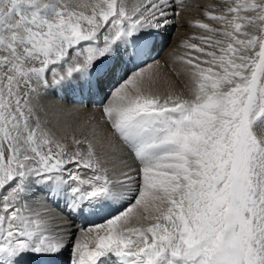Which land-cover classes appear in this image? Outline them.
<instances>
[{"label": "snow or ice", "instance_id": "6c2138e0", "mask_svg": "<svg viewBox=\"0 0 264 264\" xmlns=\"http://www.w3.org/2000/svg\"><path fill=\"white\" fill-rule=\"evenodd\" d=\"M184 2L0 0V264H264V0L205 11L220 26L174 57L187 95L162 96ZM52 97L102 106L105 160L45 126L81 114ZM37 191L64 224L34 218Z\"/></svg>", "mask_w": 264, "mask_h": 264}, {"label": "bare ground", "instance_id": "6f19581e", "mask_svg": "<svg viewBox=\"0 0 264 264\" xmlns=\"http://www.w3.org/2000/svg\"><path fill=\"white\" fill-rule=\"evenodd\" d=\"M227 1L228 0H185L184 6L177 9V11L180 12V15L174 18V26L165 34L168 36L173 29L172 40L169 45L164 46L166 39L163 37L161 40L159 55L155 57L160 64L159 68L154 70L156 73L155 83L152 85V90L154 92H158L163 96L170 91L177 94H180L181 91H185V88L181 89V87L182 84H184V81L189 80V78L184 72L183 65L177 62L174 57L180 55L179 53H182V50L185 51L182 45L186 40L189 43H199L194 37H200L205 34L204 30L195 26L197 20L209 23L213 27L220 26L216 22L205 18L204 12L214 10L212 6H214L215 9L226 8L227 6L225 7L224 5L225 3H228ZM73 2H76V0H73ZM128 3L129 6H134L135 3H137V0H128ZM51 100L60 107H80L74 104H68V102L60 101L57 98H51ZM80 113V115L68 119L58 120L52 118L51 122L45 126L50 131L54 132L56 137L60 138L62 142L67 145L68 151L74 150L72 144L73 137L77 139H83L84 137L92 139L96 145L97 155L102 160H105L108 155L111 154V144L118 145L119 142L115 140L110 127L101 121L102 106L89 105L87 109L80 107ZM68 122H71V124L72 122L79 124H75L76 127L79 126V130L77 133L74 129V132L77 134L72 136V138H69L73 131L71 132V130H68ZM93 129H95V136L92 135ZM38 192L35 194V197L29 198L28 200L31 212L33 214L40 213V215L35 216V218L46 220L53 228L64 224V214L62 215L54 206L51 207L49 201L45 202L43 200V194Z\"/></svg>", "mask_w": 264, "mask_h": 264}, {"label": "rangeland", "instance_id": "374dc122", "mask_svg": "<svg viewBox=\"0 0 264 264\" xmlns=\"http://www.w3.org/2000/svg\"><path fill=\"white\" fill-rule=\"evenodd\" d=\"M228 2V1H227ZM228 5V3H225V7ZM212 8L213 9H215L214 8V6H212ZM217 14H219V13H217ZM211 25V24H210ZM212 26V25H211ZM213 27V26H212ZM173 32V29L171 30V32H170V34H168V36H166V40H165V44H164V46H166V45H169L170 44V42H171V40H172V33ZM202 34H204V33H202ZM204 35H208V34H206V32H205V34ZM203 35V36H204ZM202 36V35H201ZM219 38V37H218ZM199 42V41H198ZM184 49V48H183ZM185 50V49H184ZM182 53H184L185 51H181ZM182 53H179V54H182ZM189 80H186V81H184V84H182V87H181V89H184L185 91H181V93L180 94H184V95H187L186 94V92H188L187 90H188V87H189V85H190V81L188 82ZM189 84V85H188ZM185 85V86H184ZM185 92V93H184ZM52 98H55V97H52ZM69 124H68V127L67 128H69L68 130H71V134H70V137L69 138H72V136H74V135H76L77 133H78V130H79V126H75V124L76 123H73L72 122V124H71V122H68ZM74 124V125H73ZM76 125H79V124H76ZM74 129H75V131L77 132H74ZM77 129V130H76ZM71 140V139H70ZM38 192V191H37ZM36 192V193H37ZM35 218V217H34ZM37 219V218H36Z\"/></svg>", "mask_w": 264, "mask_h": 264}]
</instances>
